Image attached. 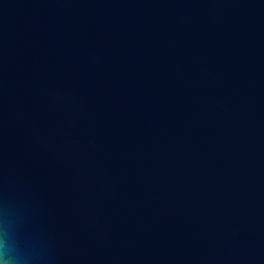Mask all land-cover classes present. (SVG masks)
Here are the masks:
<instances>
[{
    "label": "water",
    "instance_id": "1",
    "mask_svg": "<svg viewBox=\"0 0 264 264\" xmlns=\"http://www.w3.org/2000/svg\"><path fill=\"white\" fill-rule=\"evenodd\" d=\"M0 232L25 264H264V0H0Z\"/></svg>",
    "mask_w": 264,
    "mask_h": 264
},
{
    "label": "clouds",
    "instance_id": "2",
    "mask_svg": "<svg viewBox=\"0 0 264 264\" xmlns=\"http://www.w3.org/2000/svg\"><path fill=\"white\" fill-rule=\"evenodd\" d=\"M7 233L0 232V264H25L26 257L14 243H9L5 236Z\"/></svg>",
    "mask_w": 264,
    "mask_h": 264
}]
</instances>
